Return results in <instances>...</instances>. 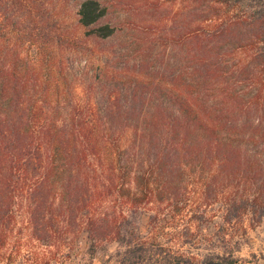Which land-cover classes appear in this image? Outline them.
Returning a JSON list of instances; mask_svg holds the SVG:
<instances>
[{"label": "trees", "instance_id": "trees-1", "mask_svg": "<svg viewBox=\"0 0 264 264\" xmlns=\"http://www.w3.org/2000/svg\"><path fill=\"white\" fill-rule=\"evenodd\" d=\"M27 1L0 4V264L19 215L51 254L62 218L91 249L118 242V264H238L162 238L226 246L264 223V0H185L179 37L118 53L102 1L79 3L71 34Z\"/></svg>", "mask_w": 264, "mask_h": 264}, {"label": "rangeland", "instance_id": "rangeland-1", "mask_svg": "<svg viewBox=\"0 0 264 264\" xmlns=\"http://www.w3.org/2000/svg\"><path fill=\"white\" fill-rule=\"evenodd\" d=\"M83 0H29L27 7H32L37 17L45 20L46 24H53L57 17L63 19L67 34H71V23L76 20L79 3ZM108 7V14L104 22L116 27L115 38L103 42L104 48L115 49L118 53L119 37H149L157 41L160 37H170L172 34L179 37L180 21L184 18L185 0H100ZM0 4L11 8L12 0H2ZM176 25V28L174 27ZM176 29V30H175ZM175 31V32H174ZM177 33V34H176ZM157 43V42H156ZM159 45V44H158ZM156 45V47L158 46ZM160 48H156L158 51ZM163 47H161V50ZM146 52L136 50L134 59L140 58ZM0 201H3L1 197ZM1 204V203H0ZM21 213L22 208H15ZM220 208H210V216L219 221ZM142 231L149 227L148 215L140 213ZM18 223L14 226V235L9 244L1 251V257L11 256L13 264H42L41 259L52 260L51 264H118V242H98L94 249L89 247L85 231H82L81 222L73 220L70 225L62 218L57 225L61 232L56 233V244L51 248L36 239H32L28 226L22 217L18 216ZM247 229L234 231L236 236L232 242L224 246L216 238L211 242L197 241L195 244L184 245L177 239V234L168 228V234L162 238V243L177 252L188 250L196 253L197 258H203L208 252H222L225 247L232 248L238 257V264H264V223L251 227L246 222ZM66 225V226H65ZM70 230V235L62 230ZM211 239V238H210ZM57 246V247H56ZM46 258V259H45Z\"/></svg>", "mask_w": 264, "mask_h": 264}]
</instances>
